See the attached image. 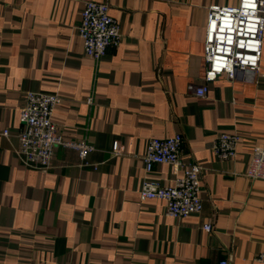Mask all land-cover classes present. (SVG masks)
Instances as JSON below:
<instances>
[{
  "label": "crops",
  "instance_id": "obj_1",
  "mask_svg": "<svg viewBox=\"0 0 264 264\" xmlns=\"http://www.w3.org/2000/svg\"><path fill=\"white\" fill-rule=\"evenodd\" d=\"M84 1L106 3L122 35L98 62L76 32ZM238 1L0 0V264H264V180L246 175L264 148V33L258 72L188 90L205 84L209 7ZM29 92L60 96L51 120L92 147L86 164L61 146L46 171L16 156ZM219 133L238 137L234 159L212 155ZM174 134L201 167L202 210L183 219L138 195L144 179L173 184L171 166L147 175L142 158Z\"/></svg>",
  "mask_w": 264,
  "mask_h": 264
},
{
  "label": "built area",
  "instance_id": "obj_2",
  "mask_svg": "<svg viewBox=\"0 0 264 264\" xmlns=\"http://www.w3.org/2000/svg\"><path fill=\"white\" fill-rule=\"evenodd\" d=\"M76 32L82 40L84 54L98 62L110 45H118L121 40L120 27L110 16L106 3L84 1L81 21ZM264 33V0H239L236 6L209 7L204 30L203 59L206 65L204 85H189L188 90L197 97H204L208 91L206 83L225 75L233 80L239 73H256L260 68L262 37ZM57 93H27L20 111V128L15 135L18 141L16 156L29 167L46 171L50 168L54 149L57 146L77 152L86 164V156L92 147L83 141L65 142L59 128L51 117L55 106L60 103ZM8 136V131L3 132ZM182 137L174 134L164 139H150L142 158L145 174L151 173L154 165L166 164L172 167V185L161 186L144 179L138 190L139 200L159 199L164 202V215L173 219H183L200 213L202 200L199 196L198 164L184 165L180 159ZM238 137L219 133L211 145V153L221 160L236 157ZM112 150H118L117 144ZM179 171H182L179 175ZM251 179L264 180V148L254 146L246 171ZM210 232L211 226L204 225ZM264 262V253L258 255ZM218 264H228L226 260Z\"/></svg>",
  "mask_w": 264,
  "mask_h": 264
}]
</instances>
